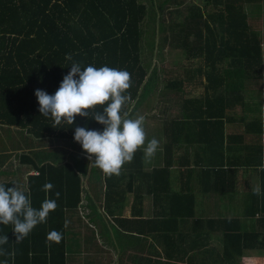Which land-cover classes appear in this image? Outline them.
I'll return each instance as SVG.
<instances>
[{"label":"trees","instance_id":"16d2710c","mask_svg":"<svg viewBox=\"0 0 264 264\" xmlns=\"http://www.w3.org/2000/svg\"><path fill=\"white\" fill-rule=\"evenodd\" d=\"M263 29L264 0H0V126L16 128L34 142L30 156L23 152V147L30 142L24 138L18 142L7 138L8 149H21L17 163L27 164V171L32 169L34 173L27 174L21 186L3 174L0 184L7 188L14 182L30 193L35 208L40 207L46 196L56 199L55 193L60 192L58 207L49 213L47 222L37 225L21 243L15 242L11 225H0V235L9 237L4 247L10 253L0 257V261L66 264L68 230L78 211L83 186L80 172L59 155L62 151L59 143L76 142L74 131L78 126L99 131L104 127L94 119L79 115L72 125L64 122L53 127V120L39 112L34 92L42 89L50 95L55 93L71 68L66 54H71L82 66L107 65L127 70L131 87L124 94L130 99L121 111L130 117L142 100L146 101L147 112L150 111L155 91L182 92L181 73L176 71L170 75L161 62L155 63L150 56L145 59L142 56L144 45L148 48L147 55L165 44L180 51L182 69L196 71L194 81L199 82L201 89L199 96L180 97V101L175 98L177 112L170 122L178 132L184 128L182 118L193 122L189 124L194 130L188 141L201 144L204 150L198 173L201 190L230 193L235 187L238 168L264 164L261 141L244 140V134L251 132L252 121L257 120L258 134L264 132L259 116L254 113L250 119L247 113L240 115L244 128L239 134L225 130L226 123L235 120L237 107L247 106L246 94L252 96L264 78ZM149 35L152 40L148 39ZM168 98L166 96L169 102ZM166 127L172 129L171 123ZM165 133L168 137V128ZM45 142L49 144L47 155L41 147ZM6 144L2 141V148H6ZM166 146L170 147V143ZM141 156L142 151L138 149L131 164L141 165ZM168 165L167 162L143 174L149 179L148 190L153 203L169 201L160 203V220L143 221L159 222L158 231L174 234L179 219L193 215L194 197L189 190H171ZM260 172L264 179V170ZM123 174L102 173L105 200L110 197V182H120ZM129 175L131 179L134 176L132 172ZM46 182L54 185L48 193L43 190ZM104 208L109 209L108 203ZM253 214L251 211L250 215ZM115 219L119 226L131 221ZM65 220L69 221L66 228ZM240 224L236 217L193 219V236H190L193 247L200 246L199 237L213 229L221 231L222 247L219 252H192L187 264H241L239 259L245 255L264 253L261 252L264 235L255 228L241 229ZM51 230L63 234L59 243L46 242ZM164 239L169 237L164 236ZM163 254L166 258L155 264H183L182 258L173 260V254Z\"/></svg>","mask_w":264,"mask_h":264},{"label":"crops","instance_id":"0c3cea01","mask_svg":"<svg viewBox=\"0 0 264 264\" xmlns=\"http://www.w3.org/2000/svg\"><path fill=\"white\" fill-rule=\"evenodd\" d=\"M195 72L193 68L180 72L183 77L182 92L155 91L154 103L149 105L150 110H156L152 117H148L147 104L143 100L138 103L134 114L127 117H143L142 126L146 133L145 146L148 140L155 137L159 141V148L155 156L146 162L143 159L144 146H141L139 148L142 151L141 165H132L133 160L125 163L121 169V172H124L121 181L110 182V197L106 200L103 171L87 159L81 144L71 140L59 143L62 150L58 152L59 155L69 160L80 172L83 186L78 211L72 217V228L68 230L66 264H155L166 258L163 254L165 252L173 254V260L182 258L183 264H187V257L192 252L221 251V231L217 229L208 231V234H202L198 240L200 246H192L190 239V236H193L192 220L196 218L236 217L241 222V229L255 228L264 235V195L258 197L252 191L257 184L262 188V181L264 183L261 168H238L235 187L230 193L203 192L198 173L201 171L202 165L199 164L203 163L204 150L201 144H196L193 140L188 141L192 138L194 130L189 124L193 122L190 118H182L184 128L179 132L177 127H173L175 124L170 122L172 115L177 112L175 98L180 101L182 99L180 97L199 96L201 85L194 81ZM259 84L255 87L252 96L246 94L247 106L237 107V116H234L235 120L226 123V131H234L237 134L242 132L244 124L239 121V116L244 113H247L250 119V116L255 113L259 116L261 127L263 126L264 78L259 81ZM166 96L169 97V102ZM168 123H171L172 129L166 127ZM257 127V120L252 121L251 132L244 134V140H260L264 145V132L258 134ZM5 128L0 126V154H3L0 157V179H4L1 176L4 174L21 186L26 175L34 171L32 169L27 171V164L17 163L21 149H8L10 147L6 144V140L8 138L18 142L24 138L30 142L27 148L23 147L25 148L23 152L27 154L34 146V142L16 128ZM166 128L169 132L168 137L165 133ZM172 130L177 132L173 133ZM2 141L7 145L6 148H2ZM167 143H170V147L166 146ZM48 146V142L41 146L46 151L43 152L44 155L48 154L46 150ZM167 162L171 190H189L194 197L193 215L180 218L177 233L174 234L163 230L158 231L157 227L161 225L158 224L159 222L152 221L147 224L143 221L145 219L160 220L162 211L159 207L160 203H169L166 197L164 200L167 201L160 200L153 203L152 194L148 190L149 179L143 174L148 173L152 168L164 166ZM130 172L134 174L132 179ZM107 203L109 209L104 208V204ZM251 211H254L253 215H250ZM117 217L131 221L123 222V225L119 226L115 219ZM172 223L171 221L170 224ZM164 236L169 239H164ZM261 252H264V249ZM254 259L255 255L250 254L241 257L239 261L241 264H252L255 262Z\"/></svg>","mask_w":264,"mask_h":264},{"label":"clouds","instance_id":"9594fccd","mask_svg":"<svg viewBox=\"0 0 264 264\" xmlns=\"http://www.w3.org/2000/svg\"><path fill=\"white\" fill-rule=\"evenodd\" d=\"M65 59L70 62L71 68L63 76L55 93L50 95L42 89L34 92L41 115L51 118L53 127H59L64 122L72 125L76 115L102 124V131L76 127L74 140L81 144L87 159L107 176H119L123 165L134 159L141 146H144L143 159L150 161L159 148V141L153 137L145 146L143 117L127 118L128 113L122 114L121 111L130 99L129 95L124 94L131 87L130 73L107 65L99 68L93 64L82 66L71 54H66ZM98 105L101 107L97 108ZM260 167L264 170V164ZM12 184L7 188L5 184H0V225H11L15 242L21 243L37 225L47 222L49 213L58 207L60 192L55 193L56 199L46 196L40 207L35 208L30 193L14 182ZM53 187V184L46 182L43 190L48 193ZM252 191L258 197L264 195L259 184ZM68 223L65 220V228ZM62 238L61 232L51 230L46 242L59 243ZM8 243V235H0V257L10 255L4 247ZM0 264H8V260L0 261Z\"/></svg>","mask_w":264,"mask_h":264},{"label":"rangeland","instance_id":"374dc122","mask_svg":"<svg viewBox=\"0 0 264 264\" xmlns=\"http://www.w3.org/2000/svg\"><path fill=\"white\" fill-rule=\"evenodd\" d=\"M184 1L198 2V0H184ZM172 7H175V5L173 4ZM148 39L152 40V36L149 35ZM155 40H157V38ZM143 50L144 51L142 52V56L145 59H148L150 56L151 59L155 60V63L161 62L163 68H165L170 75L174 74L176 71L183 72L185 70V68L182 69V65H180L179 63L180 57L182 56L180 51L170 48V46L167 44L161 46L160 50L159 48H155L153 53H151V55H147V52H148L147 45L146 46L144 45ZM155 113H156L155 109H153V111L150 110L148 112V117H152L153 116L152 114H155ZM254 255H255V259H254L255 262H252V264H264V253H256Z\"/></svg>","mask_w":264,"mask_h":264}]
</instances>
